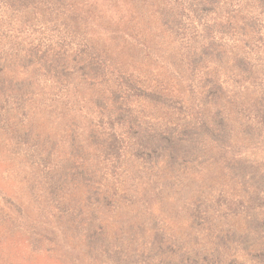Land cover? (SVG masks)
Returning a JSON list of instances; mask_svg holds the SVG:
<instances>
[{
	"label": "rangeland",
	"instance_id": "rangeland-1",
	"mask_svg": "<svg viewBox=\"0 0 264 264\" xmlns=\"http://www.w3.org/2000/svg\"><path fill=\"white\" fill-rule=\"evenodd\" d=\"M142 1L147 3L145 7H133L134 0H69V6L75 4L85 15L78 21L68 20L59 35L47 33L49 27L44 23L39 32L36 30L40 26L30 27L29 34L24 32L28 35L24 39L25 46L30 43L35 49H22V52L39 51L33 54L32 60L29 59L32 70L40 66L43 50L52 54L55 50L68 51V56L77 62L74 54L82 52L80 46L84 44L79 37L92 39L93 43L88 42V49L86 44L83 49L85 59L92 64L90 69L97 70L99 80L111 77L114 94L128 96L123 107L134 120L124 118L117 123L108 122L110 138L104 140V135L100 134L98 137L102 139L98 145L86 143L85 150L91 151L93 160L99 163L98 172L88 179L93 180L92 185L84 186L74 194L84 195L89 204L80 212L65 200L64 207L69 210L60 216L54 207L38 212L33 205L37 201L33 203L23 190L26 184L30 181L36 183L37 177L43 174L45 161L40 156L47 155L44 151L37 153L41 149L34 148L32 141L39 137L34 133L27 135L29 128L16 120L18 114L12 110V104L0 101V264H119L112 262L110 255L121 257L120 253L131 247H137L138 259L123 264L261 263L258 256L264 251V217H260L256 224L247 215L264 212V206L254 204L255 196L246 184H250V180L263 181L261 174L253 175L254 179L249 174L264 170V0H213L212 4L199 0L198 8L180 7V10L177 5L180 6L182 0ZM162 7L177 14L172 25L180 24L170 37L158 15V9ZM31 16L36 15L32 12L29 18L33 19ZM19 18L21 16L15 17ZM82 20L85 22L80 24ZM131 27L137 32L140 30V37L145 38L146 45H153V53L161 61L146 56V52L140 57L122 52L124 65L130 70L114 81L112 75H116L117 65H113L103 55V49L98 48L102 43L113 47L108 39L115 37L119 41L120 48L117 49H123V44L126 45L123 33ZM115 31L118 34L113 35ZM9 33L13 35L12 31ZM57 36L61 39L59 44L52 45L55 41L52 38ZM209 44L213 57L204 63V69H215L213 75L221 77L224 85L234 84V79H228L227 71L232 62L234 66L248 69L242 87H237V82L231 86L234 93L230 91L229 95L235 104L228 113V127L220 135L221 141H212L203 134L210 127L208 113H202L194 106L200 92L196 87L201 74L191 71L193 62L187 55L192 49L197 51ZM109 54L113 56V52ZM70 65L74 63L69 61V70ZM25 70L19 63L10 71L20 77L32 78ZM253 76L258 77L255 84L251 82ZM129 80L134 81L135 86L127 91L126 82ZM51 81L44 79L49 84ZM91 90L96 94L95 85ZM151 92L165 103L172 116L162 110L151 111L152 103L144 97L145 93ZM206 107L212 110L215 105L211 103ZM166 116L170 118V126L194 123L201 135L199 137L196 133L185 137V141H178L189 142L187 147L167 141L168 149L173 146L174 156L162 152L164 160L155 161L151 170H141L140 166L149 165L143 164L139 156L151 149L152 143L163 140V127L155 124L156 127L150 128L149 125L154 121H166ZM66 119L55 123L40 120L33 130L42 137L37 141L41 142L42 148L57 145L52 146L57 159L61 156L60 147L63 149L64 159L60 166H64L67 175L70 169H78L76 159L80 146L72 149L79 144L77 136L97 130L95 124L86 121L93 117L78 119L74 127L82 124L71 135L67 132ZM134 121L140 123L134 124ZM105 127L106 124L99 130ZM113 142L118 150L117 158L113 157ZM69 150L70 156L66 157ZM7 154L8 160L5 159ZM16 157L23 158V162L15 163ZM172 157L175 162H171ZM9 160L15 167L12 168ZM48 161L50 165L54 162L52 158ZM8 169L12 176L6 180ZM243 170H250L245 178ZM75 174L86 175L80 170ZM138 174L144 176L142 183L148 182V187L157 192L156 198L157 194L144 201L134 194L133 188L139 187V184L135 185ZM43 189L39 182L34 191L37 200L43 195ZM257 197L264 201L263 195ZM55 205L58 206L57 202ZM73 211L76 214H69ZM27 215H34L28 216L33 224L23 222ZM92 219V224L96 228L100 225V229L103 227L101 222H106L102 232L107 241L102 243V250L107 252L110 247L115 250L107 253L93 250L89 255L84 240L79 242L82 239H78V230L87 231ZM125 234L130 240L124 237Z\"/></svg>",
	"mask_w": 264,
	"mask_h": 264
},
{
	"label": "trees",
	"instance_id": "trees-1",
	"mask_svg": "<svg viewBox=\"0 0 264 264\" xmlns=\"http://www.w3.org/2000/svg\"><path fill=\"white\" fill-rule=\"evenodd\" d=\"M205 1H207L208 4L213 3V0ZM198 2L200 1L182 0L180 6L177 5V8H179V10L180 7L181 9L184 7L191 9L194 8V6L195 8H198ZM68 3L69 0H0V101H3V103L7 102L12 104V110H14L16 114L20 116L19 119V116L17 115L16 118L18 119L16 120L19 123L22 122L21 124H26L29 128L26 130L28 132L27 135L30 136L32 133H34L37 137L42 138L40 135H37L38 133H36V131L33 130L35 124L40 120L47 122L53 121L55 123L57 121L62 122L63 119L67 118V132L73 135L76 128L80 127L82 124L81 123L74 127L76 120H83L85 118L87 119L91 117L94 118L86 121L90 124H95V129L97 131L89 135L79 134L77 136L79 144H76L75 147H72V149L78 148L80 146L79 150H77L78 159H76L78 169H70L67 175L64 166H60V163H63L64 159L63 149L60 147L61 156L57 159L54 156L56 150H54L52 147L57 145L52 144L47 148H42L41 142H37L39 138H33L32 143L34 148L36 147L41 149L38 150L37 153L40 154V151H44L47 155V157L42 155L40 156L41 159L45 161V163L42 164V168L45 170L42 172L43 174L40 177H37L36 183L30 181L29 184H26L23 190L25 193H27L28 197L33 203L37 201L33 205L36 206L38 212H44L46 208L54 207L55 209L59 210L60 216L65 215L69 210L68 207H64L65 200H69L68 204L75 207L76 210L80 212L82 209H85V205L89 204L85 200L84 195L81 194L80 196L79 194H74L75 191L78 192V190L84 188V186L89 187V185H92L93 180L89 181L88 179L95 176L98 172L97 170L99 163H97L96 160H93V154L91 151L89 152L85 150L86 143H88V145H98L99 141L102 139L98 137L100 134L104 135V140L110 138L112 135L108 122L117 123L118 120H124V118L129 119V121L134 120V117L129 112L125 111V108L123 107V102L126 101L128 96L125 97L124 93L121 95L114 94L115 91L112 88L113 80L111 77L105 81L99 80V76L97 77V70L94 67L92 70L90 69L92 64H90L91 62L85 59L86 55H84L83 49H86L85 44L88 49V42L93 43L92 39L88 40L85 38V36L79 37L84 44L81 45L82 47L80 46V48H82V52H77L78 55L74 54V57H77V62L73 61L71 56H68V51L55 50L54 54H52L50 51L43 50L41 54V67L39 66L35 70H32L28 65L29 59L32 60L34 56L33 54L39 51L29 50L30 52H22V49H35L30 46V43L25 46L24 39L27 38L28 35H25L24 32L29 34L30 27L40 26V28H37L36 30L39 32L44 23L46 24L47 28L49 27L47 33L53 32L52 34L59 35L60 30L67 26L68 20L78 21L82 16L85 15L80 10V8H77L75 4L74 6H69ZM141 5H143L142 7H145L147 3L142 0H134L133 7H138ZM202 5L204 6L205 4ZM158 11L160 20L167 27V35L170 37L172 34H175L176 27L180 25H172V22H174L172 19L175 16L177 17V14L171 11L168 12V10L163 7L161 10L158 9ZM199 11H201V8ZM23 12L25 14H22ZM32 12H34L36 15L35 17L31 16L33 19L29 18V13ZM177 13L179 15V19L182 20L180 12L177 11ZM19 16H21V18L15 19V17L18 18ZM83 22L85 21H80V24ZM187 23L191 24V22ZM9 31H12L13 35H11ZM139 32L140 30L137 32L135 27H131L127 33H123V35L126 36V45L123 44V49H117V47H120L119 41L116 40L115 37L108 39V41L113 44V47L108 45V43H102L99 45L98 49H103V55H106L107 59L113 62V65H117L116 75H112V77L115 79L114 81L118 80L119 75L122 76L125 72L130 70L129 67L124 65V61L122 60L123 53L125 55L129 54L134 57H140L142 53L145 54L146 52V56L158 58L157 54L153 53V45L151 43H147L146 45L144 40L145 38H141V33ZM116 34H118L117 31H115L113 35ZM59 37L60 36L52 38V40L55 39L52 45L59 44L61 40ZM109 47L114 49H110ZM7 49L10 50L8 51ZM105 49L110 51L107 52ZM116 50L119 52H116ZM212 50V45L209 44L197 51L192 49V51H189L187 55L189 60L191 59L193 62L191 71H199L201 74L200 77H198L201 81H197L198 85L196 87L200 90V92L199 96L195 98L197 99V102L194 106L200 110V112L204 113L205 111V113H208L207 117L210 127L205 129L203 134L212 138V141H221L220 135H223L224 129L228 127V125H226V119L229 117L228 113L232 109L233 104H235L234 100L231 99L232 95H229L230 91L232 94L234 93V87L231 86H235L237 82L239 83L237 87L241 88L244 76L246 75V71L248 69L246 67L239 68L240 66H234V63L232 62L230 65H228L227 71L229 75L228 79H234V84L224 85L222 83L223 80L221 77L219 78L218 76L213 75L212 72L216 73V71H214L215 69H204L206 67L204 63H206L210 57H213L211 55L212 52H209ZM112 52L113 56H109V53ZM158 59L161 61L160 58ZM183 59L184 58H181V60ZM69 61L74 63V65H70V70ZM79 62H81V64ZM19 63H21L24 68H26L25 71H28L32 75V78L20 77L18 73L10 71L11 67H16ZM41 76H43V79ZM45 78L49 80L52 79L51 83L49 84L44 82ZM257 78L258 77L253 76L251 82H253V84L257 83ZM94 85L96 87V94L92 93L93 90H91ZM126 86L128 87L127 91L130 89V87L133 88L135 86L134 81H127ZM230 88H232V90ZM144 97L146 100L150 99L152 103V107L150 108L151 111L162 110L165 111L168 116H172L171 110L165 106V103L162 102L160 98L157 97V95L154 97L153 93L151 92V94L145 93ZM211 103L215 105L212 110L206 107ZM155 107L157 108L153 110ZM183 109L185 108L183 107ZM189 115L193 116L190 112ZM95 117L98 119H95ZM156 118L158 117H155V119ZM23 119L26 122L22 121ZM165 119L166 121L159 120L158 122L156 121V123L154 121L153 124L149 125L151 128L156 127L155 124H158L160 127L165 129L162 128L163 140L160 141V143H152L150 147L152 150L147 149L144 154L139 156L141 161H143V164L149 165V167L140 166L141 170H151L155 161L158 162L159 160H164L163 153L165 151L174 156V149H172L173 146H169V148L173 151L167 148L169 143L180 145L181 142L179 143L178 141H185L187 137H191L196 133L199 137L201 135V132L198 133L199 128L196 129L194 123H187L185 126L176 127L170 126V123H168V121H170L169 117L166 116ZM95 120H97V123ZM138 122L139 121H134L133 123L137 124ZM104 124H106L107 127L99 130V128ZM154 131L155 129L151 132ZM158 134L160 135V133ZM192 138L189 140H192ZM167 141H169V143ZM113 145V157L115 156L117 158L119 154L116 148V143L113 142ZM181 145L182 147H187L189 146V142H187V144L181 143ZM239 151L242 152L241 148ZM70 153L71 151L69 150V152L66 153V157L70 156ZM8 156L9 154L6 155V160H8ZM49 158L54 160L51 165L50 161H48ZM15 159V163L19 162L21 164L23 162V158L16 157ZM175 161V157H172L171 162ZM2 162L3 161H1V163ZM8 162H10V160ZM10 164L12 165V168L15 167V164H12L11 162ZM8 168L10 167L8 166ZM77 170H80L82 174L86 175L77 176L75 174V171ZM10 171V169L7 170V175L5 176L6 180L7 178L10 179L12 176L10 175ZM249 171L250 170L242 171L243 178H245V174L250 173ZM255 174H261L260 177H263L261 178L263 181L260 182L258 180H250L251 183H247L246 186L249 187L251 191H253V196H255L253 198L254 204L264 206V201L258 199L257 197L262 195L264 196V170H260L256 173H250V178L254 179L253 175ZM34 179H36V177ZM135 179L136 178H134L133 181H135ZM136 180L137 183L135 185L139 184V187L136 189L133 188L134 194L139 196L140 199L144 201H147L145 200L147 198L149 200L153 199L157 192L148 187V182L144 181L142 183L144 176L138 174V179ZM39 182L44 188L43 191H45L43 192L40 200H37L38 198L34 194V191ZM157 196L158 194L155 196V198ZM56 202L60 209L55 205ZM41 203L43 204L42 208ZM69 214L76 213L73 211ZM250 214L251 215H247V217H249L251 221H255L256 224L260 222V220H258L260 217H264V212H250ZM28 216L34 215L24 216L26 219H22L24 220L23 222H29V224H33ZM95 218H97L96 215ZM92 222L93 219L92 221L88 222V230L84 233L83 231L78 230V239H82L79 242L82 243L84 240V247L87 248L89 255L93 250H100L102 253L115 250L114 247H110V249H107V252H105L101 248L103 247L102 243L107 241L106 234L102 232V230L104 231V225L106 227V222H101V225L103 224L101 229L99 228L100 225L98 228H96L95 224H92ZM14 224H17V220H14ZM64 227L67 228L70 226L65 225ZM126 235L127 234H125L124 237L128 238L129 236ZM128 240L130 239L128 238ZM137 251V247H131L126 252L124 251V253H120L121 257L118 255H110V259L112 262L115 261L119 264L133 262L138 259L136 255ZM259 258H261L259 261L261 262L260 264H264V251L258 256V259Z\"/></svg>",
	"mask_w": 264,
	"mask_h": 264
}]
</instances>
